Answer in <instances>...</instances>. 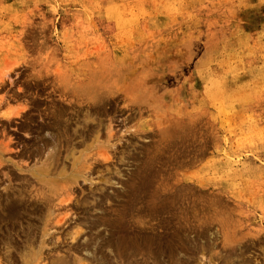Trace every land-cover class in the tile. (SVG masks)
<instances>
[{
  "label": "rangeland",
  "instance_id": "obj_1",
  "mask_svg": "<svg viewBox=\"0 0 264 264\" xmlns=\"http://www.w3.org/2000/svg\"><path fill=\"white\" fill-rule=\"evenodd\" d=\"M97 74L115 93L101 109V146L92 130L85 145L74 134L84 175L53 200L41 263L98 233L132 236L117 224L127 208L125 226L155 211L154 235L181 238L173 253L199 262L202 251L230 253L222 240L235 228L250 264H264V241L251 243L264 232V0H0V193L27 179L39 186L33 171L54 133L46 125L63 104L56 83ZM83 119L74 114L70 129ZM87 123L99 128L95 115ZM58 149V170L72 175ZM42 210L23 221L41 225ZM102 217L117 227L91 228Z\"/></svg>",
  "mask_w": 264,
  "mask_h": 264
},
{
  "label": "bare ground",
  "instance_id": "obj_2",
  "mask_svg": "<svg viewBox=\"0 0 264 264\" xmlns=\"http://www.w3.org/2000/svg\"><path fill=\"white\" fill-rule=\"evenodd\" d=\"M98 75L99 74L94 76L95 78L93 79L86 77L85 79L80 78V80L74 81L75 83L71 81L64 83L63 80H59L58 83H56L59 84L57 90L59 91V97L62 99L63 104L57 108H55V106L53 107L51 111L53 121H50L46 125V128L48 130L53 129L54 133H50L52 140L44 141L42 148L49 150L45 158H41L38 161L39 164H37L33 171L35 175L34 178H36V182L39 186L33 190H29L28 186L31 182L27 179L25 183L20 184V187L16 189H12L11 187V192L8 191L10 186H7L4 188L5 191L0 193V264H46L41 262L45 259V256H43L45 251L44 248L49 244L50 239L48 237L55 224V219L52 217L54 215L53 200L55 201V198L60 197L62 194L69 196L72 179L79 175H84V168L82 174L80 168L75 169V165L78 161L81 160L84 162V159L82 152L75 150L76 147L73 145L74 134L78 133V136L82 138L81 143L85 145L89 131L92 130V142H97L99 146H101V109L106 105L105 102L108 100L107 97L115 93L111 89L112 87L108 90L104 88L102 80L98 79L100 77H98ZM145 101L148 100H143L139 103ZM65 102L67 103L64 105ZM70 109L73 110L71 112L72 115H68V110ZM92 109L94 111H92ZM80 112H83V124L77 123V125L80 124L81 128L76 127L72 131L70 129V119L74 114L79 115ZM93 115H95V119L98 121L99 128L97 129L88 127L87 122L93 118ZM31 118L32 117H30V119ZM41 129H44L43 126ZM36 136L39 137V134ZM51 146L52 148L50 150ZM61 147H64L66 152L65 157H72V175L65 173L64 166L62 167V171L58 170L60 168L57 158L59 152L58 148ZM87 147L88 150L90 147ZM34 153L35 152H33V154ZM56 175H59V178L50 179V176ZM29 198L33 199L32 201L29 200L30 205L27 200ZM23 201L27 202L26 208H18L16 203H21ZM42 205L43 207H41ZM44 207L46 208V212L44 213V219L41 225L31 221H23L25 217H30L31 219L37 216L41 219L43 214L42 208L44 209ZM154 212L155 211L152 210V212L148 213L151 218L147 219L138 213L135 219L133 218V213H131V218L133 219L128 220L127 222L130 224L128 223V225L125 226L122 222L129 213L127 214V208H123L117 212L119 216L117 224H121V226L118 227L122 228L121 230H124L126 233H128V230H132V236H128L125 233H118L117 235L109 233L106 237H100L101 234L98 233L91 237L90 240L89 238H85L82 242H79L76 247L72 243V246L68 247L66 254L52 258L47 264H88L85 256L74 254L83 249L88 254H91L96 264H162V262H164L163 264H214L213 258L214 261L215 258H217L226 264H250L249 258L245 256L246 245H242L238 241V234L233 226V230L228 229V232L224 233L222 240L223 250H228L230 253H209L208 256H205V251H202L204 255V258L201 257L202 262H199L191 253H173L170 245L175 241L180 242L181 238L178 237L176 240L173 234V237L170 239L161 235H159V237L155 236L156 232L154 231H158L157 227H159V222H152L153 219H156L153 216ZM100 219V221L94 220L91 224V228L98 230L100 226H103L105 231L108 230L109 232L110 227H117L116 224L108 222L103 217ZM123 223L125 224V222ZM200 227L202 230L205 229L203 226ZM148 230L153 234L151 232V234H149ZM79 232L80 230L73 232L72 237L75 239V235ZM203 233L204 231L201 232L200 230V234L197 236L198 240L202 237L201 235L206 234ZM256 235H259V237L257 239H251V243L255 244L256 242L264 241V232L258 230L255 232V236ZM211 238L212 235H209L208 240L205 239V241L201 243L203 249L206 247L204 244L208 241L212 244ZM195 245L196 244H194V247L191 249L195 250ZM91 246L94 248L90 251L89 249ZM166 248H170V253L172 254L167 256L168 259L165 261L161 259V256L164 254ZM2 249L4 250L2 251ZM104 250L105 252L112 251L114 255L111 257L105 253ZM233 251L236 253H231ZM184 255H187V257H184Z\"/></svg>",
  "mask_w": 264,
  "mask_h": 264
}]
</instances>
